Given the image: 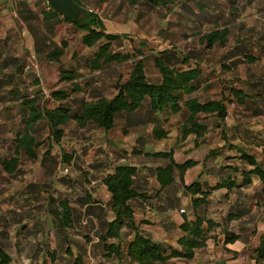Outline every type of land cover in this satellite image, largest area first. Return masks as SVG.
<instances>
[{
	"label": "crops",
	"instance_id": "1",
	"mask_svg": "<svg viewBox=\"0 0 264 264\" xmlns=\"http://www.w3.org/2000/svg\"><path fill=\"white\" fill-rule=\"evenodd\" d=\"M76 1L115 37L109 51L127 60L94 68L104 43L85 46L77 23L63 20L46 0H0V254L6 264H136L126 254L136 234L166 254L182 253L181 226L197 217L202 245L190 257L154 264H264V254L256 253L264 243V0ZM215 29L227 31L224 45L200 40ZM156 59L168 70H198L176 112L153 111L146 99L135 111L117 113L108 130L70 121L57 143L48 124L38 122L29 134L39 144L33 155L16 153L25 125L19 102L2 99L13 90L7 76L15 72L43 107L77 114L87 103L115 97L137 61L146 81L160 85ZM42 64L56 68V84L46 92L29 66ZM62 72L74 79H62ZM55 92L64 99H53ZM192 100H223L225 117L196 114L205 130L187 133ZM12 159L14 168L5 170ZM171 163V181L161 187L158 171ZM121 165L135 170L133 225L105 240L114 216L104 180ZM195 182L200 192L191 196L184 187ZM111 244L117 255L105 250Z\"/></svg>",
	"mask_w": 264,
	"mask_h": 264
},
{
	"label": "trees",
	"instance_id": "2",
	"mask_svg": "<svg viewBox=\"0 0 264 264\" xmlns=\"http://www.w3.org/2000/svg\"><path fill=\"white\" fill-rule=\"evenodd\" d=\"M76 1V0H75ZM104 1V0H100ZM134 2L136 0H129ZM168 0H149L153 4L167 3ZM77 2V1H76ZM78 3V2H77ZM79 4V3H78ZM76 26L82 31V43L87 47L95 46L98 43H104L99 48L92 61V66L95 68L100 62L107 63L111 61L120 62L129 58L128 55L121 53H111L109 51V44L115 39L114 36L108 35L102 28L101 21L92 13H87L85 18L78 22ZM201 41H205L208 46L214 43L224 45L227 42V31L211 30L208 33L202 34ZM58 53L51 55L53 59H57ZM249 61L252 58H248ZM156 66L160 69L163 81L160 85L154 86L149 84L144 76L143 68L140 61H137L132 68L129 79L124 83H119L117 94L110 100L101 99L98 101L85 104L80 113H71L67 108L47 109L41 105L40 95H33L27 92V87L23 82L16 81L15 72L13 75L7 76V85L12 86V91L6 93L2 98L8 99L10 102H19V113L22 116V122L25 125L23 133L16 140L17 149H23L28 156L33 155V149L39 146L29 134L32 127L38 123L45 121L50 129V133L54 141H60L63 131L61 127L74 121L77 125L82 126L87 122L96 124L98 127L108 130L113 126V119L119 112H132L137 110L142 102L149 100L150 108L153 111H162L170 109L176 112L179 108V101L181 95L193 91V83L197 79L198 70H188L184 72H176L168 70L163 66L159 59H156ZM23 67H17L16 73L21 74ZM62 79L73 80V74L62 72ZM38 84V82H36ZM35 83V84H36ZM36 84V85H37ZM20 86L23 91H20ZM2 83H0V89ZM55 100L64 99L62 92H55L51 94ZM186 106L191 112V117L188 124L191 128L187 133L197 129H204L194 121L196 114H210L216 113L218 119L221 121L225 117L223 100L212 101L204 104H198L192 100L186 103ZM197 144V142H195ZM159 157H170L171 153L157 154ZM15 160L12 159L10 163H3V167L7 171L14 168ZM190 164L186 163L179 170L183 171ZM171 163L166 168L158 171V181L161 187L166 186L171 181V171L173 169ZM135 170L129 166L121 165L114 169L113 173L107 176L104 180V185L108 193L111 195V211L114 219L108 224L105 233V240L115 239L120 235V231L124 226L133 225V209L130 201L136 196L133 190V176ZM185 191L191 196H195L200 192L198 183H193L184 187ZM203 202L198 200L195 206H199ZM185 236L179 241L182 248L181 252H171L166 254V250L159 244L151 243L136 234L134 239L128 244L126 254L136 264H154L155 262L164 261L170 257H190L193 249L202 245L201 237L204 233L202 220L197 217L192 222H184L181 226ZM105 250L108 253L117 255L119 248L113 244L105 245ZM257 257L262 258L264 254V243L256 250ZM7 260L0 254V264H6Z\"/></svg>",
	"mask_w": 264,
	"mask_h": 264
},
{
	"label": "water",
	"instance_id": "3",
	"mask_svg": "<svg viewBox=\"0 0 264 264\" xmlns=\"http://www.w3.org/2000/svg\"><path fill=\"white\" fill-rule=\"evenodd\" d=\"M46 3L50 10L65 21L78 23L85 18L86 9L75 0H46Z\"/></svg>",
	"mask_w": 264,
	"mask_h": 264
},
{
	"label": "rangeland",
	"instance_id": "4",
	"mask_svg": "<svg viewBox=\"0 0 264 264\" xmlns=\"http://www.w3.org/2000/svg\"><path fill=\"white\" fill-rule=\"evenodd\" d=\"M30 2H33V0H29ZM236 10L239 8H241V6H238V4H236ZM109 30V27H108ZM31 69H33L35 72H38L39 77L42 79L43 81V91H48L51 90L55 84H56V78L55 77V67L54 66H50L49 64H42V65H38L35 68L32 67L31 65H29ZM51 92V91H50Z\"/></svg>",
	"mask_w": 264,
	"mask_h": 264
}]
</instances>
